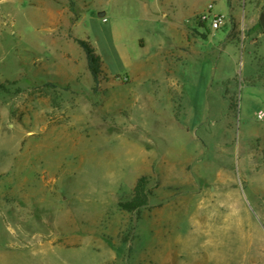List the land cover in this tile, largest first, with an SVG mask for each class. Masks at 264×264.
<instances>
[{"label": "rangeland", "instance_id": "1", "mask_svg": "<svg viewBox=\"0 0 264 264\" xmlns=\"http://www.w3.org/2000/svg\"><path fill=\"white\" fill-rule=\"evenodd\" d=\"M149 2L0 0V264H264V0Z\"/></svg>", "mask_w": 264, "mask_h": 264}, {"label": "crops", "instance_id": "2", "mask_svg": "<svg viewBox=\"0 0 264 264\" xmlns=\"http://www.w3.org/2000/svg\"><path fill=\"white\" fill-rule=\"evenodd\" d=\"M155 6H157L156 11L153 13H156L157 16H160L163 19L164 23H167L169 19L175 18V12H177L178 9H183L182 4L179 3V0H153ZM141 4L144 5V7L148 8L153 3L149 2V0H141ZM200 24V22L198 21ZM170 35H171V42L173 44V47L178 50V56L180 54H184V51L181 50L183 48H188L191 44L193 47L196 45V41L198 42L199 33L198 29L193 26L187 27L180 21L177 23H170V29H169ZM173 49L167 50V53L174 52ZM255 261L252 262L254 264ZM246 264V263H245Z\"/></svg>", "mask_w": 264, "mask_h": 264}, {"label": "trees", "instance_id": "3", "mask_svg": "<svg viewBox=\"0 0 264 264\" xmlns=\"http://www.w3.org/2000/svg\"><path fill=\"white\" fill-rule=\"evenodd\" d=\"M205 25V24H203ZM79 45L83 48V50L86 53L87 61H88V67L91 71V74L93 76L94 82H95V91L98 89L100 84V63H99V56L96 54L94 48L89 43V41L86 40H77ZM152 195V192L149 189V179L146 176H142L135 187L134 195L130 200L127 202H122L121 207L127 211H134L137 212L142 210L144 207L149 205V196Z\"/></svg>", "mask_w": 264, "mask_h": 264}, {"label": "built area", "instance_id": "4", "mask_svg": "<svg viewBox=\"0 0 264 264\" xmlns=\"http://www.w3.org/2000/svg\"><path fill=\"white\" fill-rule=\"evenodd\" d=\"M211 7V5H210ZM211 8H209V13L211 12ZM199 22L202 26H205V24L210 18H211V26L213 29L217 30L220 29V27L224 24L225 18L222 15H215L213 18L210 15H207L205 13L199 14ZM106 20V18H104ZM258 118L263 121L264 120V113H259Z\"/></svg>", "mask_w": 264, "mask_h": 264}, {"label": "water", "instance_id": "5", "mask_svg": "<svg viewBox=\"0 0 264 264\" xmlns=\"http://www.w3.org/2000/svg\"><path fill=\"white\" fill-rule=\"evenodd\" d=\"M104 15H105V12H102L101 16H104ZM260 21H261V23H262V25L264 27V14H261Z\"/></svg>", "mask_w": 264, "mask_h": 264}]
</instances>
